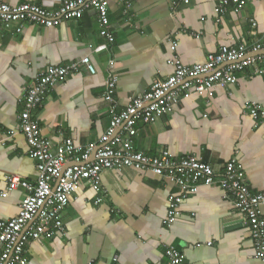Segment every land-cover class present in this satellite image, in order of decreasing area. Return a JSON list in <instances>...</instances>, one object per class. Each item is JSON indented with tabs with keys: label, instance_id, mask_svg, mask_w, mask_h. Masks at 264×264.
Returning <instances> with one entry per match:
<instances>
[{
	"label": "crops",
	"instance_id": "1",
	"mask_svg": "<svg viewBox=\"0 0 264 264\" xmlns=\"http://www.w3.org/2000/svg\"><path fill=\"white\" fill-rule=\"evenodd\" d=\"M5 1L33 2L49 9L62 3ZM130 1L128 14L124 4L110 5L114 42L101 36L92 9L52 27L27 22L21 32L0 20V137L16 131L0 148V221L17 216L25 193L17 188L2 196L9 178L37 177L19 116L25 88L47 67L89 55L95 68L71 73L53 85L43 105L33 111L43 135L58 151L68 139L80 145L98 142L107 130L111 114L104 92L110 59L119 75L114 99L122 110L147 93L155 79L174 73L170 60L175 56L191 66L206 61L223 45L264 43V0H248L239 11L229 5L223 15L218 11L222 0ZM173 40L178 41L175 52ZM102 44L108 47L97 50ZM237 74L236 83L204 93L193 87L171 113L152 123L139 121L135 148L148 155L169 149L178 158H202L216 167L217 179L236 158L251 191L263 193L264 126L255 124L248 106L255 102L264 110V62ZM101 189L96 192L82 183L62 213L63 231L31 240L25 264H166L169 245L177 246L191 264H264L255 256L250 226L219 182L201 184L183 201L182 214L172 225L165 223L169 195L179 189L167 178L147 169L111 168L102 171ZM99 194L103 201L95 203Z\"/></svg>",
	"mask_w": 264,
	"mask_h": 264
},
{
	"label": "built area",
	"instance_id": "2",
	"mask_svg": "<svg viewBox=\"0 0 264 264\" xmlns=\"http://www.w3.org/2000/svg\"><path fill=\"white\" fill-rule=\"evenodd\" d=\"M189 2V0H185ZM113 2L124 4L125 12L131 10L130 0H62L57 9H49L33 2L12 5L0 0V20L8 27H16L21 32L24 24L34 23L46 27L57 26L62 21L81 18L87 9L97 13L101 36L108 42L115 41L111 31L110 5ZM248 0H222L219 14L223 15L229 5L241 10ZM218 21L221 20L219 17ZM200 36L201 34H196ZM172 51H176L178 41L173 40ZM107 44L99 49H106ZM264 62V43L247 46L244 43L232 46L223 45L207 60L188 66L178 57L170 60L175 71L166 79H155L151 89L120 110L115 103L119 75L115 60L110 59L104 98L109 103L110 124L98 142L87 145L65 140L58 151H53L52 142L43 135L42 127L33 111L41 107L51 89L64 81L71 73L87 70L95 72L89 55L63 66H49L41 72L36 82L25 88L22 101L24 109L20 113V130L24 133L31 149L30 155L36 161L37 177L29 181L19 176H11L9 190L24 189L20 211L14 218L0 221V264H25L26 246L31 240H40L43 235H55L63 231L62 213L82 183L101 192L102 171L111 168L133 167L138 170H151L156 175L167 178L178 187V192L169 195V209L165 223L172 225L182 214V203L191 194L197 193L201 184L217 182L233 197L234 204L242 213L251 228L255 244V256L264 260V192L253 193L246 181L245 171L236 158L225 166L224 173L217 179L216 167L202 158L186 156L178 158L169 149L158 155H148L134 146L138 134V122L152 123L158 117L171 113L183 95L189 97L194 87L198 93L221 84H233L239 80L238 72ZM211 73L205 79L203 74ZM255 124L264 126V110L253 102L248 106ZM0 137V148L6 146L10 136ZM94 155V158L92 156ZM103 201L99 194L95 203ZM211 244V243H209ZM166 264H191L175 245L166 249ZM89 264H93L91 261Z\"/></svg>",
	"mask_w": 264,
	"mask_h": 264
}]
</instances>
